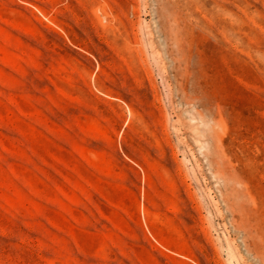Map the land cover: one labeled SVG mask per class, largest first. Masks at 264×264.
I'll return each instance as SVG.
<instances>
[{
    "label": "rangeland",
    "instance_id": "374dc122",
    "mask_svg": "<svg viewBox=\"0 0 264 264\" xmlns=\"http://www.w3.org/2000/svg\"><path fill=\"white\" fill-rule=\"evenodd\" d=\"M0 264H264V0H0Z\"/></svg>",
    "mask_w": 264,
    "mask_h": 264
}]
</instances>
